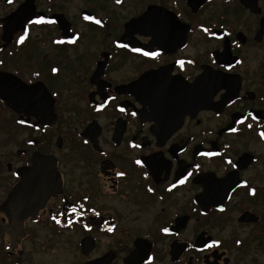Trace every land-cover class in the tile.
Returning <instances> with one entry per match:
<instances>
[{"label":"flooded vegetation","instance_id":"af4514ba","mask_svg":"<svg viewBox=\"0 0 264 264\" xmlns=\"http://www.w3.org/2000/svg\"><path fill=\"white\" fill-rule=\"evenodd\" d=\"M2 163L4 259L264 264V0H0Z\"/></svg>","mask_w":264,"mask_h":264},{"label":"rangeland","instance_id":"374dc122","mask_svg":"<svg viewBox=\"0 0 264 264\" xmlns=\"http://www.w3.org/2000/svg\"><path fill=\"white\" fill-rule=\"evenodd\" d=\"M250 64L253 67L255 62L251 60ZM3 164L0 167V188L5 181ZM7 241V235L0 231V264H15L16 262L17 264H57V262L65 263L72 258L70 250H59L56 246L57 244L73 242L71 235L57 236L46 232V230L31 234L23 240L20 248H18L21 250V254L17 253L16 257L11 260L4 259L3 248Z\"/></svg>","mask_w":264,"mask_h":264},{"label":"water","instance_id":"95a60500","mask_svg":"<svg viewBox=\"0 0 264 264\" xmlns=\"http://www.w3.org/2000/svg\"><path fill=\"white\" fill-rule=\"evenodd\" d=\"M9 199L10 198H8V200ZM8 200L3 204V210H5V204H7ZM22 219H23V217H15L14 218V221H16V223L19 225L20 232L18 231L17 233L16 232L10 233V242L12 245H15L16 241H18V239H17L18 236L23 237V235H24L22 232V226H21ZM5 229H6V227H5Z\"/></svg>","mask_w":264,"mask_h":264},{"label":"snow or ice","instance_id":"6c2138e0","mask_svg":"<svg viewBox=\"0 0 264 264\" xmlns=\"http://www.w3.org/2000/svg\"><path fill=\"white\" fill-rule=\"evenodd\" d=\"M24 37H21V40H23ZM150 55H155V53H151ZM165 231H167V229H165Z\"/></svg>","mask_w":264,"mask_h":264}]
</instances>
